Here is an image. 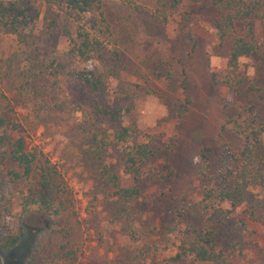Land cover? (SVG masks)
Returning a JSON list of instances; mask_svg holds the SVG:
<instances>
[{
  "label": "rangeland",
  "instance_id": "1",
  "mask_svg": "<svg viewBox=\"0 0 264 264\" xmlns=\"http://www.w3.org/2000/svg\"><path fill=\"white\" fill-rule=\"evenodd\" d=\"M37 6L38 20L24 43L0 35V105L14 110L27 151L55 165L69 195L57 214L26 215L19 244L0 250L2 264H69L61 255L67 248L75 252L73 264H171L178 233L192 228L211 231L231 264L264 260V210L252 202L255 189L235 206L199 204L205 186L230 180L240 141L228 133L226 120L250 105L242 94L213 83L226 52L203 24L202 3L157 13L154 0H101L102 17L93 20L102 49L84 64L67 56L65 32L74 36L77 23L63 7ZM255 31L263 40L264 30ZM242 64L247 74L264 71V49ZM74 69L101 74L100 100L130 108L123 121L135 131L134 141L155 152L145 169L172 171L166 181L145 183L142 195L123 206L127 215L112 207V189L93 181L89 171L88 163L98 162L91 157L93 136L105 132L110 141L111 130L91 119L97 97L68 82L66 73ZM186 94L191 104L178 121ZM120 150L111 143L102 162L129 187ZM9 207L20 212L17 201Z\"/></svg>",
  "mask_w": 264,
  "mask_h": 264
},
{
  "label": "trees",
  "instance_id": "2",
  "mask_svg": "<svg viewBox=\"0 0 264 264\" xmlns=\"http://www.w3.org/2000/svg\"><path fill=\"white\" fill-rule=\"evenodd\" d=\"M63 7L69 18L77 23L75 35L65 32L68 38L67 56L81 64L94 59L102 49L97 37L94 16L102 17L101 0H0V35L15 36L24 43L39 17L37 2ZM127 5L132 0H117ZM157 13H166L185 3H202L205 12L202 21L215 37L218 47L225 50L222 69L213 75V83L225 87L236 96L243 95L249 106L239 107L226 120L228 133L240 141L234 169L226 185L205 186L199 204L204 209L224 203L235 206L244 200L248 190L255 189L252 196L257 208L264 210V71L252 74L244 72L242 60L253 59L264 49V39L259 40L256 26L264 30V0H154ZM93 21V22H91ZM68 82L87 97L96 96L90 111L91 119L111 130L110 141L105 132H96L92 138L93 155L98 162H89V171L106 190L112 189L111 197L119 213L127 215L123 206L142 195L145 183L166 181L172 171L157 175L145 168L154 161L155 152L147 144L134 141L135 131L123 121L130 112L115 102L102 99L105 85L101 74L92 70H70ZM254 101V102H253ZM191 104L189 95L184 96L177 120H182ZM259 104L262 108H259ZM110 135V136H109ZM99 136V137H98ZM25 130L14 110L0 105V250L10 251L20 242L25 231L26 215L57 214L65 207L69 195L60 172L49 160L35 152H28ZM120 147L122 173L129 180V187H122L118 174L105 165L104 152L110 144ZM201 159L205 155L201 154ZM146 181V182H145ZM18 202L20 212L15 215L9 205ZM175 253L168 260L171 264L185 260L206 264H231L223 250L215 242L211 231L187 229L177 236ZM67 248V247H63ZM64 252V251H63ZM61 253L69 264L75 261L71 248ZM264 255V254H263ZM62 260V258H61ZM0 264H2L0 258ZM259 264H264L261 260Z\"/></svg>",
  "mask_w": 264,
  "mask_h": 264
}]
</instances>
